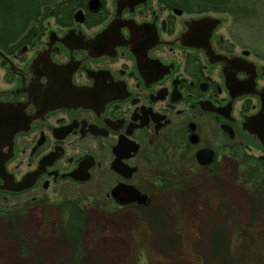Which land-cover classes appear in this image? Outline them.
Masks as SVG:
<instances>
[{"label":"flooded vegetation","instance_id":"obj_1","mask_svg":"<svg viewBox=\"0 0 264 264\" xmlns=\"http://www.w3.org/2000/svg\"><path fill=\"white\" fill-rule=\"evenodd\" d=\"M30 17L0 44V219L66 186L145 218L227 162L264 165V62L226 18L160 0Z\"/></svg>","mask_w":264,"mask_h":264},{"label":"rangeland","instance_id":"obj_2","mask_svg":"<svg viewBox=\"0 0 264 264\" xmlns=\"http://www.w3.org/2000/svg\"><path fill=\"white\" fill-rule=\"evenodd\" d=\"M243 5L234 16L216 14L226 18L236 44L264 62V0ZM225 168L219 184L197 181L175 199L163 197L145 218L102 209L87 187L50 190L43 208L0 219V258L4 264H264V165Z\"/></svg>","mask_w":264,"mask_h":264},{"label":"trees","instance_id":"obj_3","mask_svg":"<svg viewBox=\"0 0 264 264\" xmlns=\"http://www.w3.org/2000/svg\"><path fill=\"white\" fill-rule=\"evenodd\" d=\"M169 6H177L196 12L227 13L234 16V9L245 8V0H160ZM247 1V0H246ZM86 0H1L0 1V44L10 43L26 31L33 21L31 14L46 13L57 18L70 19ZM236 13V12H235ZM244 166L251 164L250 157L244 156ZM247 171L246 173H248ZM246 178H243V180ZM246 181V180H245ZM264 189V177L260 183ZM76 205V204H75ZM70 206L71 215L80 220L82 215L77 208ZM86 219V218H85ZM86 221V220H85ZM71 231V230H70ZM76 233L70 232L71 239Z\"/></svg>","mask_w":264,"mask_h":264},{"label":"water","instance_id":"obj_4","mask_svg":"<svg viewBox=\"0 0 264 264\" xmlns=\"http://www.w3.org/2000/svg\"><path fill=\"white\" fill-rule=\"evenodd\" d=\"M79 14H81V13H78L77 15H79ZM215 22H217L216 23L217 26L220 24V21H215ZM256 120H254L252 122L255 123V121H256L258 125H262L264 127V111H263L262 115L260 116V118L256 119Z\"/></svg>","mask_w":264,"mask_h":264}]
</instances>
